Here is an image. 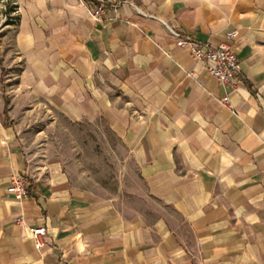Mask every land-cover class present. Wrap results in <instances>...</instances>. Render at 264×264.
<instances>
[{
    "label": "crops",
    "instance_id": "1",
    "mask_svg": "<svg viewBox=\"0 0 264 264\" xmlns=\"http://www.w3.org/2000/svg\"><path fill=\"white\" fill-rule=\"evenodd\" d=\"M113 1L98 20L97 0L23 8L20 71L0 87V264H264V0ZM167 24L230 42L238 84L217 81ZM39 104L105 117L142 189L95 196L31 153L18 118ZM14 175L28 180L21 200L6 190Z\"/></svg>",
    "mask_w": 264,
    "mask_h": 264
},
{
    "label": "rangeland",
    "instance_id": "2",
    "mask_svg": "<svg viewBox=\"0 0 264 264\" xmlns=\"http://www.w3.org/2000/svg\"><path fill=\"white\" fill-rule=\"evenodd\" d=\"M32 1L0 0V87L4 93L11 92L20 71L16 36L23 8ZM6 119L13 124L8 113ZM18 125L31 153L60 160L74 183L88 193L124 199L131 198L132 190L142 189L127 149L105 117L72 120L58 109L39 104L33 115L20 116Z\"/></svg>",
    "mask_w": 264,
    "mask_h": 264
},
{
    "label": "built area",
    "instance_id": "3",
    "mask_svg": "<svg viewBox=\"0 0 264 264\" xmlns=\"http://www.w3.org/2000/svg\"><path fill=\"white\" fill-rule=\"evenodd\" d=\"M121 2L113 0H97V4L93 9L92 15L98 20L104 14H112L118 11ZM135 5V4H133ZM169 31L176 37L178 46L187 48L190 54L201 61L209 73L216 78L217 81L223 84L236 86L239 82L238 77L241 72V66L236 51L233 45L228 41H223L218 45L211 44L207 41H202L193 35L174 29L167 24ZM235 36V32H228L227 38ZM222 103L231 106L230 97L228 95L221 99ZM7 192L12 194L18 200H21L29 195L28 180L21 175H14L11 178L10 184L6 188ZM19 223L23 222V218L17 219ZM31 233L37 248L44 245V236L47 229L44 225H39L31 228Z\"/></svg>",
    "mask_w": 264,
    "mask_h": 264
},
{
    "label": "trees",
    "instance_id": "4",
    "mask_svg": "<svg viewBox=\"0 0 264 264\" xmlns=\"http://www.w3.org/2000/svg\"><path fill=\"white\" fill-rule=\"evenodd\" d=\"M5 116H6V118H7V113L5 112Z\"/></svg>",
    "mask_w": 264,
    "mask_h": 264
}]
</instances>
